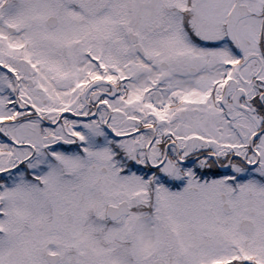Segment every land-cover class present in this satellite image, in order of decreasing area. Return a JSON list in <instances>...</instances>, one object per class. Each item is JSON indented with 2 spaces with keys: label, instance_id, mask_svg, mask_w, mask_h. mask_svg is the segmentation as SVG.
I'll list each match as a JSON object with an SVG mask.
<instances>
[{
  "label": "snow or ice",
  "instance_id": "snow-or-ice-1",
  "mask_svg": "<svg viewBox=\"0 0 264 264\" xmlns=\"http://www.w3.org/2000/svg\"><path fill=\"white\" fill-rule=\"evenodd\" d=\"M0 264H264V0H0Z\"/></svg>",
  "mask_w": 264,
  "mask_h": 264
}]
</instances>
